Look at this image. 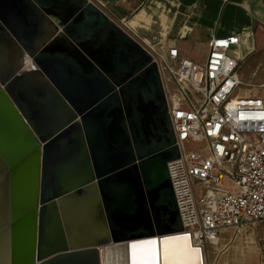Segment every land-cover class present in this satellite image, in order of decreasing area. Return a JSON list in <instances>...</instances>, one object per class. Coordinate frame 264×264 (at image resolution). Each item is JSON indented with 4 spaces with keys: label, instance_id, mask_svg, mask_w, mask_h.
Here are the masks:
<instances>
[{
    "label": "water",
    "instance_id": "1",
    "mask_svg": "<svg viewBox=\"0 0 264 264\" xmlns=\"http://www.w3.org/2000/svg\"><path fill=\"white\" fill-rule=\"evenodd\" d=\"M43 16L62 38L36 46ZM179 157L157 63L97 5L0 0V242H22L13 264H102L101 249L117 264L147 244L169 264L173 243L177 264H205L183 233Z\"/></svg>",
    "mask_w": 264,
    "mask_h": 264
},
{
    "label": "built area",
    "instance_id": "2",
    "mask_svg": "<svg viewBox=\"0 0 264 264\" xmlns=\"http://www.w3.org/2000/svg\"><path fill=\"white\" fill-rule=\"evenodd\" d=\"M239 42L213 38L205 63L182 57L176 47L168 56L151 52L180 153L168 169L183 233L205 258L223 237L234 241L264 224V99L254 93L264 85L240 79V64L230 56Z\"/></svg>",
    "mask_w": 264,
    "mask_h": 264
},
{
    "label": "crops",
    "instance_id": "3",
    "mask_svg": "<svg viewBox=\"0 0 264 264\" xmlns=\"http://www.w3.org/2000/svg\"><path fill=\"white\" fill-rule=\"evenodd\" d=\"M90 1L138 41L151 56L153 51L168 56L169 49L176 47L182 57L205 63L209 43L213 38L237 36L240 39L239 45L232 50L230 56L239 62L240 67L248 62L251 83L264 85V0ZM30 29L32 32L29 37L35 40L36 46L62 38V30L57 29L55 20L46 16ZM68 43L63 41L62 45ZM195 48L204 51L203 59L196 55ZM158 68L165 91L163 73L159 65ZM22 245V242H18L13 249L12 242H0V264L20 262L24 254ZM144 252L147 254L148 248ZM136 254L137 252L122 254L121 257L127 264H131L130 258H135ZM101 260L104 264L103 249ZM133 263H137L135 259Z\"/></svg>",
    "mask_w": 264,
    "mask_h": 264
},
{
    "label": "rangeland",
    "instance_id": "4",
    "mask_svg": "<svg viewBox=\"0 0 264 264\" xmlns=\"http://www.w3.org/2000/svg\"><path fill=\"white\" fill-rule=\"evenodd\" d=\"M197 56L204 58L205 53L199 48L194 50ZM241 79L247 84L251 83V68L245 62L239 69ZM259 87L258 84H252ZM242 94L246 90L240 91ZM255 94L264 99V88H255ZM195 149L201 150L202 146L195 145ZM191 150V148H189ZM232 235L223 237L218 246L210 247L205 258V264H264V224H259L231 241Z\"/></svg>",
    "mask_w": 264,
    "mask_h": 264
},
{
    "label": "bare ground",
    "instance_id": "5",
    "mask_svg": "<svg viewBox=\"0 0 264 264\" xmlns=\"http://www.w3.org/2000/svg\"><path fill=\"white\" fill-rule=\"evenodd\" d=\"M189 236V235H188ZM189 239L191 240L190 236H189ZM172 244V243H171ZM174 245L175 243H173V245L171 246L170 248V251L168 252V261L167 263L169 264H177V262H181L178 258V256L176 254H174ZM142 247H146L145 249L148 248L149 252L146 254L144 251L145 249L141 250L143 251V253H138L136 254L135 258L131 257L130 258V261H131V264H134L133 263V260L135 259L136 260V264H154L155 260H154V255H153V251L156 247V245H153V244H147L145 246H142ZM169 247V246H168ZM171 252V253H170ZM123 254V251H118V254H117V264H127L125 262L124 259H122L121 255ZM203 260L205 261V259L203 258ZM129 262V261H128Z\"/></svg>",
    "mask_w": 264,
    "mask_h": 264
},
{
    "label": "clouds",
    "instance_id": "6",
    "mask_svg": "<svg viewBox=\"0 0 264 264\" xmlns=\"http://www.w3.org/2000/svg\"><path fill=\"white\" fill-rule=\"evenodd\" d=\"M31 64H32L31 59L28 58V57H25V65H26V67L31 66Z\"/></svg>",
    "mask_w": 264,
    "mask_h": 264
}]
</instances>
